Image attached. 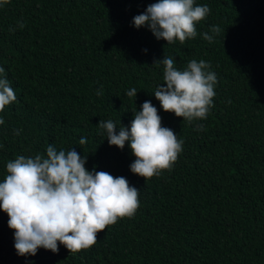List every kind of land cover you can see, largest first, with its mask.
<instances>
[{
  "label": "trees",
  "instance_id": "trees-1",
  "mask_svg": "<svg viewBox=\"0 0 264 264\" xmlns=\"http://www.w3.org/2000/svg\"><path fill=\"white\" fill-rule=\"evenodd\" d=\"M156 2L0 6V78L17 96L0 112V182L10 160L46 156L53 144L87 156L89 171L126 178L140 201L133 217L107 226L74 255L60 244L58 253L40 248L19 256L0 209V264H264V0H194L210 13L183 44L134 26L133 18ZM214 25L221 32L209 43L203 33ZM165 55L178 70L193 59L211 65L216 95L206 119L189 123L161 107L154 92L164 66L153 64ZM132 88L137 97H127ZM145 101L184 142L173 167L148 181L131 172L136 157L129 144L110 146L98 128L101 119L130 128ZM81 138L87 143L80 145Z\"/></svg>",
  "mask_w": 264,
  "mask_h": 264
},
{
  "label": "clouds",
  "instance_id": "clouds-1",
  "mask_svg": "<svg viewBox=\"0 0 264 264\" xmlns=\"http://www.w3.org/2000/svg\"><path fill=\"white\" fill-rule=\"evenodd\" d=\"M9 2L0 0V6ZM209 13L207 5L194 6V0H158L135 16L133 24L137 29L147 27L157 40L167 44L177 40L183 44L196 37V24ZM24 26L19 23L21 29ZM220 32L221 28L214 25L203 33V39L211 43ZM161 64L164 82L154 95L163 110L189 123L206 119L216 95L217 76L208 70L211 65L193 59L184 70H178L173 58L166 55L153 65ZM4 72L0 67V74ZM101 94L102 87L97 90V95ZM126 95L137 97V90L132 88ZM16 100L8 79L0 78V112ZM141 109L133 111L130 128L117 127L111 119H101L98 128L106 134L110 146L123 150L129 144L136 157L130 165L131 172L148 181L173 167L184 142L173 130L162 126V118L151 101H145ZM2 124L4 120L0 118ZM198 130L202 131L203 125ZM86 143V138L79 140L80 145ZM86 163L87 156L82 158L74 147L58 151L50 144L46 156L18 155L6 164L7 175L0 182V209L9 217L8 226L14 230V247L19 256H35L40 248L58 253L60 244L74 255L91 248L97 234L107 226L135 215L140 206L139 191L124 177L96 171L95 167L87 170Z\"/></svg>",
  "mask_w": 264,
  "mask_h": 264
}]
</instances>
